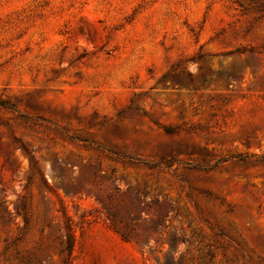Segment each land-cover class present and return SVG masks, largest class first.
I'll use <instances>...</instances> for the list:
<instances>
[{
	"label": "rangeland",
	"instance_id": "374dc122",
	"mask_svg": "<svg viewBox=\"0 0 264 264\" xmlns=\"http://www.w3.org/2000/svg\"><path fill=\"white\" fill-rule=\"evenodd\" d=\"M0 264H264V0H0Z\"/></svg>",
	"mask_w": 264,
	"mask_h": 264
},
{
	"label": "trees",
	"instance_id": "16d2710c",
	"mask_svg": "<svg viewBox=\"0 0 264 264\" xmlns=\"http://www.w3.org/2000/svg\"><path fill=\"white\" fill-rule=\"evenodd\" d=\"M108 220L113 231L121 238V240H123L124 242H130L127 234L121 229L118 222H116V220H114L110 215ZM70 250H71V242L70 239L68 238L65 245V251L67 252L68 256L70 255Z\"/></svg>",
	"mask_w": 264,
	"mask_h": 264
}]
</instances>
